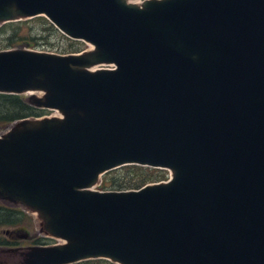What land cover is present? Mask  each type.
<instances>
[{"label": "water", "instance_id": "1", "mask_svg": "<svg viewBox=\"0 0 264 264\" xmlns=\"http://www.w3.org/2000/svg\"><path fill=\"white\" fill-rule=\"evenodd\" d=\"M37 17L89 49L0 51V94L60 114L0 136V200L58 241L16 264H264V0H0ZM125 166L171 177L96 190Z\"/></svg>", "mask_w": 264, "mask_h": 264}, {"label": "trees", "instance_id": "2", "mask_svg": "<svg viewBox=\"0 0 264 264\" xmlns=\"http://www.w3.org/2000/svg\"><path fill=\"white\" fill-rule=\"evenodd\" d=\"M32 20L5 24L1 27L0 32L5 33L6 35L11 34L8 37V40L12 45L16 42L25 41L28 45L31 44L30 47L36 46L34 45L35 43L32 44V42H35L37 39L35 38L36 34L34 36L35 30L32 25L39 24L41 26H44L46 31L57 32L54 26L50 24L44 17H39ZM24 28L28 29L27 34L22 33V30ZM62 38L68 42V50L71 53H80L86 47V44H84L83 42L73 41L65 36H62ZM46 113V110H40L30 106L22 99L21 96L0 94V126L11 124L16 121H21L31 117L40 118L43 117ZM116 171H119V173L121 174L118 175L119 173H117L115 174V176H113L114 174L112 173ZM113 172L109 173L111 175L110 178L109 176H106V178L103 180V188H107L108 190H110L109 188L114 186V188H116V190L118 191L130 189L138 190L143 188L147 184L158 183L161 181H166L168 179L167 171L140 166H126ZM19 214L20 213L18 211L13 212L11 210L0 207V220L4 221L0 222V224L2 223V225L0 226L10 225L14 222L18 223V217H20ZM16 230L19 233H23L21 232L22 229Z\"/></svg>", "mask_w": 264, "mask_h": 264}, {"label": "rangeland", "instance_id": "3", "mask_svg": "<svg viewBox=\"0 0 264 264\" xmlns=\"http://www.w3.org/2000/svg\"><path fill=\"white\" fill-rule=\"evenodd\" d=\"M143 0H139V2H142ZM32 20V19H29ZM34 21V20H32ZM49 22V21H48ZM50 23V22H49ZM2 26H0L1 29ZM34 28V36L36 39L35 42H32V44L36 45L34 47H30L31 44H27L25 41L24 42H16L13 45L11 42L8 40V37L11 34L6 35L3 32H0V51H6V50H14V49H27V50H34V51H39V52H47V53H54V54H59V55H67V54H72L68 49L69 45L68 42L62 38L63 35L59 30H57L55 27V30L57 32L53 31H46L44 26H41L39 24L32 25ZM22 33L27 34L28 29L24 28L22 30ZM43 34V35H42ZM66 37V36H65ZM85 48L88 49L86 46ZM22 99L27 102V95H20ZM47 113L43 117H52V116H60V114L56 111H46ZM42 117V118H43ZM29 119H35L34 117H31ZM14 123L11 124H5L0 126V136L4 135L10 130V127H12ZM119 173V171L113 172V176L115 174ZM119 173L118 175H120ZM106 176L111 177L110 174H106L102 178V182L98 184L96 187V190L98 191H118L116 188L111 187L108 190L107 188H103V179L106 178ZM152 184V183H150ZM107 189V190H105ZM130 190H135V189H130ZM0 205L3 206H11L12 204H9L8 202H3L0 200ZM4 207V206H3ZM14 210H19L22 214H20L18 217L19 222L18 223H12L10 225H5V226H0V233H5V232H12L13 230L16 229H22L21 232L28 234L30 239H22L20 240V247L19 248H27L29 246H35L36 242L39 243V239H42L43 241L41 243H45L46 245H52V243L56 244L57 241H53L52 239L45 238L43 234L41 233V226H40V221L36 219V217L30 213H28L26 210H24L21 206L13 207ZM0 222H4L3 220H0ZM2 225V223L0 224ZM0 236H4L3 234H0ZM52 241V242H51ZM40 243L39 246H42ZM43 244V245H45ZM4 250V248L0 247V251ZM2 257V253L0 252V259ZM77 264H113L107 260H91V261H83Z\"/></svg>", "mask_w": 264, "mask_h": 264}, {"label": "flooded vegetation", "instance_id": "4", "mask_svg": "<svg viewBox=\"0 0 264 264\" xmlns=\"http://www.w3.org/2000/svg\"><path fill=\"white\" fill-rule=\"evenodd\" d=\"M4 236H0V247L4 248L1 250L2 257L0 259V264H16L14 256L10 253L9 250L18 249L20 247V240L30 239L26 233H19L17 230L12 232L0 233Z\"/></svg>", "mask_w": 264, "mask_h": 264}, {"label": "bare ground", "instance_id": "5", "mask_svg": "<svg viewBox=\"0 0 264 264\" xmlns=\"http://www.w3.org/2000/svg\"><path fill=\"white\" fill-rule=\"evenodd\" d=\"M129 1L132 3H139V1H132V0H129Z\"/></svg>", "mask_w": 264, "mask_h": 264}]
</instances>
